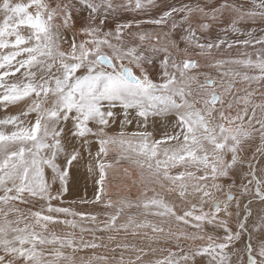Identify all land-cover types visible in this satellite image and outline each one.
Listing matches in <instances>:
<instances>
[{
    "label": "snow or ice",
    "instance_id": "6c2138e0",
    "mask_svg": "<svg viewBox=\"0 0 264 264\" xmlns=\"http://www.w3.org/2000/svg\"><path fill=\"white\" fill-rule=\"evenodd\" d=\"M156 5L0 0V264H264V0H182L158 17H119ZM214 24L224 35L207 39ZM122 162L138 171L135 199L111 198L108 175ZM82 166L96 189L79 204L102 205L104 219L65 206Z\"/></svg>",
    "mask_w": 264,
    "mask_h": 264
},
{
    "label": "rangeland",
    "instance_id": "374dc122",
    "mask_svg": "<svg viewBox=\"0 0 264 264\" xmlns=\"http://www.w3.org/2000/svg\"><path fill=\"white\" fill-rule=\"evenodd\" d=\"M158 1H160V0H157V5L161 4L160 6H163L164 4H172V5H175V6H179V4L182 2V0H169L168 2H165L163 0V3H161V1L160 2H158ZM183 2H188V0H183ZM236 2L239 3L240 0H236ZM159 12H160L159 10L156 11L157 14ZM133 16H136V18L146 19V15L144 13H140L139 15H137L135 13H130V12H120L119 13V17H120L121 20L131 19V18H133ZM158 16L159 15H156L155 17H158ZM151 18H154V17H151ZM214 25L212 27V28L215 27L213 29V31H215V29L217 28L218 31L217 30L216 31L218 33L216 32L215 35H211L212 33H210V32L206 33L205 36H206L207 39L215 40L216 37L219 34H220V36L224 35V33H220L219 32L220 29H218L220 27H223V25H219V26L218 25L214 26ZM243 27H244L245 30H247L248 28L255 27L257 29V33H259V28L261 27V25H259V24H257V25L247 24V25H243ZM212 28H211V30H212ZM143 30L144 31H152L154 33L161 32L160 28H157L155 26H150V25L149 26H145V28ZM229 34H228V36H230V38L228 37V39H230V40L231 39H236V38H240V39L244 38V37H236V36H233L232 34H230V35ZM173 38L178 39V36L177 37H173ZM181 47H183V44H181ZM231 51L230 52L221 51L220 53H218V57L217 58H224V57L227 58L228 55H231L232 57H235V56L238 55L237 48L234 47ZM219 54H220V56H219ZM178 58H182V54ZM193 58L199 59V57H193ZM200 59L202 60V58H200ZM203 70L207 71V72H210L213 76H215L217 74L216 73V69H214V68H204ZM15 113H16V108L15 107H10L9 114H15ZM4 114L5 113L3 112V110H0V117H2ZM124 168H128L129 169L130 177H131V175H133L132 178H129L128 176L124 177V175H125L124 171H123ZM95 178H98V176L95 177ZM138 179H139V176H138L137 169L135 167L131 166L130 164H128L127 162H122V164H121L119 169L110 171L109 175H108L109 192L110 193L112 192L111 193V198L113 200H116L117 199V194L119 193V194H128L133 199H135L137 194H138V192L140 191V189L136 185L132 184V180H138ZM95 189H96V187L94 185V177L91 174L88 173L86 166L80 167L78 171L74 170L72 176H70V179H69V192L65 194V206H67V204L70 203L71 201L75 200V201H77L76 207H77L78 210L97 213V214H99V218L100 219H104L105 217H104L103 213L106 210L104 209V207L102 205H92V204H83V205H81V204H79V200L81 198H87L88 200L94 199ZM157 191L158 192H162V190H160L158 187H157ZM162 194L165 196V198L169 202H174V203H177V204L180 203V200H179L178 196H170V195H168L167 193H164V192H162ZM148 195L151 196L152 192H149ZM21 209L26 211L27 210V206L21 205ZM33 210H37V209L33 208ZM132 213L135 214L136 210L133 209ZM148 218L149 219H158V218H154V217H151V216H149ZM86 226L90 227L91 225L90 224H86ZM50 227L53 228L54 230L58 231V232L66 230L64 228V226H62V225H51ZM166 227H167V225H166ZM107 235H108V233H100V232L97 233V236H104L105 237L103 243H114V242H109L107 240ZM85 237H86V239H91V236L88 235L87 233L85 234ZM117 240L121 241V242H127V243H131V244H136L137 246H143L145 248L164 246V245H157L155 242H150L147 238H144V239H141L140 237H135L134 238L130 234L127 237H125L123 233L118 235ZM182 243L184 244L185 248H187L189 246V244H190V242H186V241H182ZM196 243H201V242L197 241ZM171 247L174 248V246H171ZM95 253L97 255H108L109 257H111L113 255L111 253V251L109 249H106V248L96 249ZM91 255H92V251L91 250H87V251H84V252H81V253H77L78 257L79 256H84L85 259H87ZM117 255H118V253H117ZM165 255H166V253H165ZM155 256L159 257L160 253L157 252L155 254ZM152 258H153V256H152L151 253L148 255V257H146V259H152Z\"/></svg>",
    "mask_w": 264,
    "mask_h": 264
},
{
    "label": "crops",
    "instance_id": "0c3cea01",
    "mask_svg": "<svg viewBox=\"0 0 264 264\" xmlns=\"http://www.w3.org/2000/svg\"><path fill=\"white\" fill-rule=\"evenodd\" d=\"M165 2H168L169 0H164ZM162 2V1H161ZM161 4L156 5V7H153L151 9L148 10V14L146 15V19L147 18H151V17H155L156 15H159L160 12L157 14L156 11L161 9L162 6H160Z\"/></svg>",
    "mask_w": 264,
    "mask_h": 264
},
{
    "label": "bare ground",
    "instance_id": "6f19581e",
    "mask_svg": "<svg viewBox=\"0 0 264 264\" xmlns=\"http://www.w3.org/2000/svg\"><path fill=\"white\" fill-rule=\"evenodd\" d=\"M160 1H162L161 3H163V0H160ZM160 1H158V2H160ZM251 25H252V24H251ZM214 26H215V25H214ZM216 26H217V25H216ZM223 26H225V25H223ZM214 28H215V27H214ZM214 28H212V30L209 31L210 33H212L211 35H215L216 32L218 31L217 28L215 29V31H213ZM218 29H220V28H218ZM216 30H217V31H216ZM219 32L222 33L221 31H219ZM217 33H218V32H217ZM229 35H230V34H229ZM218 36H220V34H219ZM222 36H223V35H222ZM228 37L230 38V36H228ZM231 37H232V36H231ZM231 40H232V39H231ZM231 52H232V51H231ZM219 56H220V54H219ZM226 56H227V55H226ZM228 56H229V55H228ZM217 57H218V54H217ZM224 58H225V57H224ZM199 59H200V58H199ZM201 62L203 63V60H201ZM117 173H118V172H117ZM117 173H116V174H117ZM132 176H133V175H131V178H132ZM122 177H123V176H122ZM124 177H125V175H124ZM126 179H127V178H126ZM125 182H126V181H125ZM125 182H124V183H125ZM95 187H96V186H95ZM113 188H114V187H113ZM116 189H117V188H116ZM113 190H114V189H113ZM83 191H84V190H83ZM111 193H112V192H111Z\"/></svg>",
    "mask_w": 264,
    "mask_h": 264
}]
</instances>
